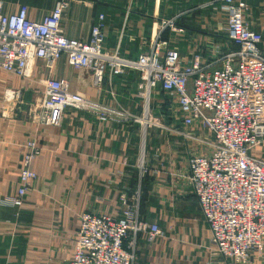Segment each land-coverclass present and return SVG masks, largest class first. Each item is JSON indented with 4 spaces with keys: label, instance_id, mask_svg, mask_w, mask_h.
I'll return each mask as SVG.
<instances>
[{
    "label": "crops",
    "instance_id": "0c3cea01",
    "mask_svg": "<svg viewBox=\"0 0 264 264\" xmlns=\"http://www.w3.org/2000/svg\"><path fill=\"white\" fill-rule=\"evenodd\" d=\"M1 1L5 12L26 6L31 19L41 20L60 0ZM219 2L67 0L62 28L68 37L88 40L104 15L105 50L137 58L157 39L184 58L199 53L208 59L214 45L236 48L227 38L224 14L214 9ZM172 18L179 29L164 28ZM245 22L261 35L264 52V0H248ZM44 67L37 60L25 79L0 70V264H69L79 214L119 212L122 197L136 190L141 218L158 223L163 234L152 242L145 234L137 237L135 264H230L216 252L189 179V157L208 154L204 140L213 136L199 124L184 125L179 107L170 110L177 105L175 96L160 86L147 103L137 70L107 75L98 86L89 70L74 68L66 55L53 69ZM47 77L67 78L72 91L140 119L101 121L67 109L60 126L42 124L35 115L41 79ZM30 140L40 149L34 162L38 179L18 209L11 200ZM256 152L264 156V143ZM248 264H264V254L253 252Z\"/></svg>",
    "mask_w": 264,
    "mask_h": 264
},
{
    "label": "built area",
    "instance_id": "2783aa9c",
    "mask_svg": "<svg viewBox=\"0 0 264 264\" xmlns=\"http://www.w3.org/2000/svg\"><path fill=\"white\" fill-rule=\"evenodd\" d=\"M219 1L215 10L224 14L227 38L236 48L214 45L206 59L199 53L184 58L157 39L137 58H125L117 50L104 49V15L92 26L90 38L82 40L63 31L67 0L58 1L41 20L31 19L26 6L5 12L0 0V70L30 78L37 60L53 69L66 55L74 68L89 70L98 86L107 75L134 69L147 103L157 86L174 95L184 125L199 124L214 138L204 140L210 152L191 155L188 165L216 252L230 264H248L253 252L264 254V156L256 152L264 143V52L261 35L245 22L248 0ZM166 27L179 29L174 18L165 22ZM41 82L35 119L42 124L60 126L67 109L95 114L101 121L140 119L72 91L67 78L47 77ZM145 114H150L148 107ZM27 146L20 186L11 200L18 209L38 179L34 162L40 149L34 140ZM122 202L119 212L79 214L69 264H135L137 237L145 234L152 242L163 234L158 223L141 218L140 190L124 195Z\"/></svg>",
    "mask_w": 264,
    "mask_h": 264
},
{
    "label": "rangeland",
    "instance_id": "374dc122",
    "mask_svg": "<svg viewBox=\"0 0 264 264\" xmlns=\"http://www.w3.org/2000/svg\"><path fill=\"white\" fill-rule=\"evenodd\" d=\"M218 6H219V4H217V5L215 6V8L218 7ZM215 8H214V9H215ZM190 87H191V86L189 85V86H188V90H189V91H190ZM177 107H178V105H176V104H175V105L173 104L172 106L170 105V110H171V111H174ZM177 120H179V119H177ZM180 121H181V119H180ZM140 209H141V208H140Z\"/></svg>",
    "mask_w": 264,
    "mask_h": 264
}]
</instances>
